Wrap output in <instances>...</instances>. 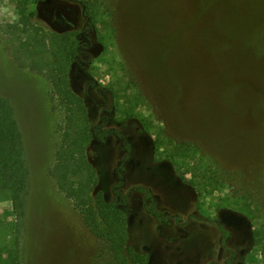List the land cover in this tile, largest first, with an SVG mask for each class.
<instances>
[{
	"label": "rangeland",
	"instance_id": "1",
	"mask_svg": "<svg viewBox=\"0 0 264 264\" xmlns=\"http://www.w3.org/2000/svg\"><path fill=\"white\" fill-rule=\"evenodd\" d=\"M80 1L31 8L50 29H66L67 16L79 30ZM87 1L96 22L82 59L91 64L73 74V87L87 88L93 124L105 118L137 146L129 158L136 165L127 159L124 169L119 141L93 145L97 188L117 202L113 186L122 178L125 192L151 187L161 215L153 219L129 193L127 246L142 264L151 245L169 258L196 249L199 264H264V0ZM15 2L0 0L1 23L17 19ZM0 93L14 108L29 169L20 224L0 190V243L12 244L20 227L24 264H97L96 237L47 175L60 122L49 81L18 67L1 45Z\"/></svg>",
	"mask_w": 264,
	"mask_h": 264
},
{
	"label": "trees",
	"instance_id": "2",
	"mask_svg": "<svg viewBox=\"0 0 264 264\" xmlns=\"http://www.w3.org/2000/svg\"><path fill=\"white\" fill-rule=\"evenodd\" d=\"M15 1L17 19L0 22V46H4L18 67L43 75L49 81L53 109L60 114L55 130L58 139L54 164L47 175L96 237L97 264H142L138 254L127 246L125 211L97 188V171L93 166L94 143L106 142L112 134L120 136V133L105 127L103 121L92 123L86 104L87 88L79 92L71 80L76 71L86 73L83 66L91 64L90 59L83 61L82 56H90L88 51L93 44L90 32L96 22L94 7L87 0L80 1L85 22L82 29L76 30L65 16L67 28L54 30L44 26L38 20L37 10L31 8L43 0ZM181 146L191 150L189 144ZM28 184L29 169L15 111L10 100L0 93V190L9 192L12 212L19 224L25 216ZM19 234L20 227L12 244L0 243V264H24Z\"/></svg>",
	"mask_w": 264,
	"mask_h": 264
},
{
	"label": "flooded vegetation",
	"instance_id": "3",
	"mask_svg": "<svg viewBox=\"0 0 264 264\" xmlns=\"http://www.w3.org/2000/svg\"><path fill=\"white\" fill-rule=\"evenodd\" d=\"M103 122H107L106 119L104 118ZM105 127H107L105 125ZM110 129H117L118 132L120 133V136L117 134H112L106 142L103 143H111L113 139H116V141H119L118 144V150L122 153H124L123 157L118 159V163H120L122 165L123 161L128 159V166L130 167H134L136 165V163H134L133 159H129L131 158L134 154L135 151L133 150V147H137L134 143H130L128 142V140L124 137L123 133L120 131L119 128L116 127H107ZM113 130V131H114ZM101 142H95L94 146H97L98 144H100ZM125 162L123 163V167L124 169L125 167ZM149 168V167H147ZM115 172V171H113ZM126 180L124 178H122L121 180H119L117 183L118 185L113 186V195L115 196L116 201L118 202V204L124 209V211H128L129 210V199H128V194L129 193H137L141 196L140 199H138V205L143 208L145 210V213H147L149 216H151L153 219L155 220H161L160 218V212L157 210L156 204L155 202H153V198L154 194H153V189L151 187H145L142 184H134L131 185V187L128 188V190L125 192L123 189V186H125ZM116 183V184H117ZM117 188V189H116ZM150 200L151 203L149 206H146V201ZM227 217H230L229 215H226ZM132 218L133 215L129 214V219H131L130 224L132 223ZM165 219L162 218V221H164ZM222 229V228H221ZM153 246V245H151ZM151 246H144L142 250H144L146 252V264H148V261L150 259L151 264H173L171 262V260H174L175 258L180 259L179 260H174L176 262H178V264H199L200 259L199 258H193L192 257V253L196 250V249H180L178 248L177 253H175L174 255L172 254V256L169 258L168 256H166V252L164 249H160L161 251V255H159L157 252L151 250ZM146 247V248H145ZM168 246L165 247V249ZM177 248V247H176ZM200 250V249H199ZM240 253L242 254L243 251H240ZM188 254V256H187ZM179 257V258H178ZM234 257V250H231L230 253V258ZM169 263H166L167 261H169ZM238 264H242V263H238Z\"/></svg>",
	"mask_w": 264,
	"mask_h": 264
},
{
	"label": "water",
	"instance_id": "4",
	"mask_svg": "<svg viewBox=\"0 0 264 264\" xmlns=\"http://www.w3.org/2000/svg\"><path fill=\"white\" fill-rule=\"evenodd\" d=\"M131 222V219H129V223ZM146 248V247H145ZM148 264H151V261H150V259H149V261H148Z\"/></svg>",
	"mask_w": 264,
	"mask_h": 264
}]
</instances>
